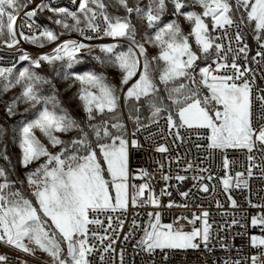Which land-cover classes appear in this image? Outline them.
Instances as JSON below:
<instances>
[{"label":"snow or ice","instance_id":"6c2138e0","mask_svg":"<svg viewBox=\"0 0 264 264\" xmlns=\"http://www.w3.org/2000/svg\"><path fill=\"white\" fill-rule=\"evenodd\" d=\"M32 3L33 0H0V42L8 49L16 48L21 39L44 48L45 42L51 44L65 32L78 33L84 41L107 37L112 42L92 44L68 39L51 53L36 58L17 49L21 53L17 63L26 61L27 65L18 74L14 73L15 63L12 67H0V92L21 87L20 94L6 105L9 116L16 114L19 103L28 104L31 109L40 106L35 118L20 128L18 146L19 163L25 170L23 179L12 178L14 167L0 165V244L29 257H36L37 252L46 254L51 264H92L91 257L99 251L100 264H106L104 254L116 251L113 247L116 241L98 235L90 225L102 226L101 214L127 210L132 151L144 148L141 135L155 144L156 133L151 129L162 119L174 139L184 140L179 130L185 129L206 140L209 152H220L226 173L234 163L229 160L227 150H246L249 162L254 159L251 153L255 149L264 152V88L256 86L255 69L249 66L251 63L264 66V0L234 3L233 0H191V3L147 0L144 7L139 0L134 6L129 0H114L113 6L124 9L123 16L112 15L105 0H70L76 6L74 10L58 6L56 0H41L35 8L24 11ZM195 6L202 11L189 10ZM45 10L52 14L49 20L56 17L52 22L64 32L56 33L45 27L39 35H26L23 25L17 26L21 12L31 19ZM133 14L146 25L147 30L142 34L131 19ZM166 15L182 16L190 31L185 33L177 19L165 22ZM246 32L256 41L254 55H250L252 49L245 38ZM146 44L156 48L157 53L150 56ZM94 51L99 54L93 55ZM83 55L91 56L102 67L116 69L120 73V86L112 83L103 71H70L83 62ZM57 62L60 68L57 75L80 84L76 95L86 122L78 121L63 108L55 91L51 96L42 94V87L52 85V81L36 69L42 63L56 69ZM122 101L133 124L131 132L122 119ZM144 107L147 115L142 113ZM37 130L48 145L59 151H50L37 137ZM73 132L76 135L67 140L58 135ZM3 136L4 129L0 128V140ZM154 150L169 151L163 144L156 145ZM0 160L11 165L6 146H0ZM191 167L189 164L188 168ZM252 175L250 165L247 176ZM145 177L150 180L152 174L139 169L137 178ZM243 177L242 172H237L235 177L226 174L221 180L223 190L229 192L233 185L247 188L248 180ZM162 179L168 181L172 177L163 175ZM175 179L184 181L186 177L177 175ZM132 188L133 207L148 204L154 209L162 207L150 183ZM201 190L208 192V185H203ZM161 195L171 193L165 189ZM182 195L187 197L189 193ZM228 199L233 208L238 207L231 196ZM175 206L172 202L167 205ZM251 206L264 209V204ZM148 216L149 222L134 248L149 257L157 250L164 253L166 260L168 251L199 249L201 245L208 248L211 225L207 211L199 216L193 214L189 220L193 225L190 232L183 231V226L162 223L159 211ZM198 220L202 227H196ZM108 222L111 228V215ZM123 223L119 221L121 229ZM232 224L239 221L234 219ZM250 225L264 233V212L251 217ZM132 227L140 228L135 219ZM132 235L130 232L123 239L128 241ZM92 238L101 244L106 239L110 242L98 250L90 243ZM249 242L260 252L259 256L249 258L251 264H264V235H250ZM119 257L120 264H124L123 249ZM9 260L7 253H0V264H9ZM14 264H28V261L15 258ZM233 264L244 262L236 260Z\"/></svg>","mask_w":264,"mask_h":264},{"label":"built area","instance_id":"2783aa9c","mask_svg":"<svg viewBox=\"0 0 264 264\" xmlns=\"http://www.w3.org/2000/svg\"><path fill=\"white\" fill-rule=\"evenodd\" d=\"M49 2V0H45ZM58 6H66L75 9V5L70 3V0H56ZM24 11H30V8ZM23 25L22 30L26 35H39L45 28V25L35 18L24 17L23 12L17 19V26ZM31 26V31L29 30ZM218 34V33H217ZM91 35V33H89ZM106 38V37H105ZM103 39H96L92 41H84L78 34H73L68 39H77L82 42L98 43ZM252 52L255 54L257 45L250 44L245 35ZM17 49L32 52L38 51L37 46L20 40V44L16 48L8 49L6 45L0 43V67H12L15 63L19 67L24 62L17 63L18 57L21 54ZM255 69L256 86L264 88V66L258 67L255 63L249 65ZM15 67V68H16ZM133 127H129V132ZM159 129H164L161 132ZM156 135L153 137L155 144L145 141L143 135L140 136V142L144 144V148L140 151L133 150L130 159V174H129V206L125 212H115L108 214H101L99 219L103 222L102 226L90 225V229L95 231L100 236H107L114 239L116 242L113 245L114 253L104 254L106 264H120L119 254L123 249L124 264H233L236 260H241L244 264H251L249 259L251 256H259V249L250 246L249 237L254 233L263 234L260 229L253 228L250 225V219L253 216L264 212L260 207H252L251 205L264 204V152L259 148L255 149L251 155L254 159L249 162L246 150L229 149L227 156L230 161H234L230 169L227 171L231 176L235 177L237 172L244 173V179L248 180L247 188H236L234 185L229 192L223 190L221 183L222 178L225 177L226 170L223 169V158L219 151H211L206 149L207 141L198 139L195 132H190L185 129H180V134L184 140L174 139L169 134L165 121L160 120L159 125H153L152 129ZM163 144L169 151L167 153H158L154 150L156 145ZM200 144L201 147H197ZM157 161L159 163H157ZM192 167L189 169L188 165ZM163 165V168H161ZM252 166L251 177L247 176V170ZM139 169H146L152 174V178L145 177L143 179L137 178L139 176ZM207 169V171H201ZM163 175H170L172 179L165 181L162 179ZM177 175L185 176L184 181L175 179ZM209 175L212 179H208ZM203 177V179H200ZM148 182L151 184L157 196H159L162 207L154 209L150 204L146 206L133 207L130 202L133 193L132 185L136 182ZM208 185V192L201 190L203 185ZM167 190L171 195H161L162 190ZM188 192L187 197L182 193ZM148 195V192L145 193ZM231 196L238 205L233 208L228 197ZM172 202L176 206L168 208L167 205ZM251 202V205L250 203ZM159 211L161 215V222L164 224L173 223L174 227H190L193 225L189 220L193 214L199 216L202 212L209 213L208 221L211 225V239L208 248L203 245L199 249L189 250H172L167 252V259H164V253L157 250L151 257L146 253L141 252L138 248H134V244L143 235L142 229L148 224V213ZM108 215L112 216L111 228L108 227ZM180 217H187L188 219H178ZM136 220L140 225L139 229L133 230L132 221ZM239 221V224L233 225V220ZM123 220L122 229L119 227V221ZM196 227H202V222L197 221ZM116 231H113V230ZM133 235L128 241L123 238L128 233ZM243 235H239V234ZM105 240L103 244L109 243ZM90 243L96 245V248L102 249L103 244L98 239L92 238ZM227 245V247H222ZM0 253H7L10 257L9 264H14L15 258L25 260V257L10 253L0 249ZM100 252L98 251L92 259V264H100Z\"/></svg>","mask_w":264,"mask_h":264},{"label":"rangeland","instance_id":"374dc122","mask_svg":"<svg viewBox=\"0 0 264 264\" xmlns=\"http://www.w3.org/2000/svg\"><path fill=\"white\" fill-rule=\"evenodd\" d=\"M105 2L109 5L108 11L112 15L123 16L126 14L122 7H120L118 5L113 6L114 0H105ZM189 2L191 3V0H189ZM234 2H235V0H233V3ZM39 3H41V0H33V3L31 5H29L28 8H30V10H31L32 8H35L36 5ZM129 3H130V5L134 6L136 4V0H129ZM146 3H147V0H139V4L141 7H144L146 5ZM189 10L202 11L199 8V6H195L194 8L189 9ZM49 16H52V14L49 13L47 10H45L44 12L40 13L37 17H34V18L36 20L40 21L41 23H43L45 25V27L53 29L56 33L64 32L65 31L64 29L60 28V26H58L52 22V20H55L56 17L53 16L52 20H49L48 19ZM131 19H132L133 23L137 25L138 30L141 34L147 30L146 25L142 22H139L136 19L135 14L132 15ZM171 19H177L179 21V23L181 24L185 33H188L190 31V25L187 23V21L184 20V18L182 16L181 17H172V16L166 15L164 18L165 22H168ZM205 19L208 20L210 18H205ZM69 23H71V21H69ZM73 34H76V33L75 32H73V33L65 32V34L60 36L57 41H55L51 44L45 42V47L40 48L38 51L32 52L31 56L33 58H36L38 55H40L42 53H51L53 48H55L58 44L62 43L64 40H68V37L70 35H73ZM245 35L248 38L250 44H253V45L256 44V41L254 39H252L250 32H246ZM109 42H112V41L110 40V38L106 37L103 41L98 42V43H93V42H84V43L99 44V43H109ZM191 42L193 43V46H194V41H191ZM0 43H2V42H0ZM145 46L148 49L150 56L155 55L158 51L151 44H146ZM125 47H127V45H125ZM98 54H99L98 51L93 52V55H98ZM82 61L83 62L81 64L76 65L70 71H76V72H82L84 70L103 71L112 83H114L118 87L120 86V73L116 69L102 67L99 64H97L96 61H94L91 56H88V55H83ZM26 65H27V62L25 61L19 67L14 68V73L18 74V71L22 70V68ZM58 70H60L59 62H57L56 69H53L52 67H50L49 65L44 64V63H42V67L40 69H36V71L40 72L41 75L46 76L47 78H49L52 81V85H44L42 87V94L46 95V96H51V95H53V91H55V94H56L57 98L59 99L60 103H62L63 99H66L67 101H69V103L75 109V111H77L81 115V122H86L85 121V114H84L82 107H81V102H80L78 96L76 95V93L78 92V90L80 88V84L78 82H76L74 79H64L62 77V75H57ZM53 86H54V90H53ZM124 88L126 89L127 86H124ZM56 89H58L60 92L57 93ZM20 92H21V87L19 85H17L15 88L10 89L7 92H0V115L2 116L4 121L9 124V128L11 130V132H8L7 131L8 129L0 121V128L4 129V136H3V139L0 140V146H6L7 151H8V155L10 156V159H11V165H7L6 162L3 160H0V165H6L8 167H14V171L12 172V178L13 179H23L24 173H25V170L20 166V163H19L20 149H19L18 145H19L20 128L27 121L34 119L35 115L37 113V110L40 108V106L38 105L37 109H31L30 105L25 104V103H19L17 105V108H16V114L9 116L6 112V105L11 103V101L16 96H18L20 94ZM121 104H122V109H121L122 110V119L129 129V127H133V124H132V121H130L128 119V109L123 106V101L121 102ZM61 106H62V104H61ZM25 109H29V111L26 112ZM142 113L144 115H147L146 107L142 108ZM78 121H80V120H78ZM36 135L43 143L48 145V141L39 132V130L36 131ZM58 135H61L62 139L67 140V139H70L72 136H75L76 133L73 132V133H70L67 135H64V134H58ZM48 147H49V150L52 152L59 151V148H52L51 145H48ZM34 166H36V165H33V167ZM227 174L230 175L229 173H227ZM139 184H141V182L137 181L136 185H139ZM128 192H129V189H128ZM177 228H179V227H177ZM191 230H192V228H190V227H183V231H185V232H190ZM253 235H263V234L254 233ZM0 249L4 250L6 252L17 253V254L24 256L25 260L28 261V264H51V259L48 258L46 256V254H43L40 252L36 253V257H29L23 253L16 251V250L10 249L8 246H5L3 244H0Z\"/></svg>","mask_w":264,"mask_h":264},{"label":"trees","instance_id":"16d2710c","mask_svg":"<svg viewBox=\"0 0 264 264\" xmlns=\"http://www.w3.org/2000/svg\"><path fill=\"white\" fill-rule=\"evenodd\" d=\"M253 45V44H252ZM57 93H59L60 91L58 89H56ZM62 106L68 110V112L77 120L81 121V115L75 111V109L71 106V104L69 103V101H67L66 99L62 100ZM0 121L5 125V127L8 129V132H11L10 128H9V124L6 123L4 121V119L2 118V116L0 115Z\"/></svg>","mask_w":264,"mask_h":264}]
</instances>
